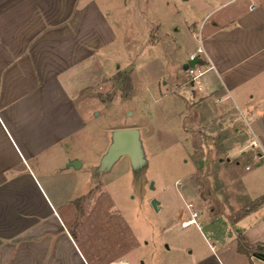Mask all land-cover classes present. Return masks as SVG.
Wrapping results in <instances>:
<instances>
[{"label": "crops", "instance_id": "0c3cea01", "mask_svg": "<svg viewBox=\"0 0 264 264\" xmlns=\"http://www.w3.org/2000/svg\"><path fill=\"white\" fill-rule=\"evenodd\" d=\"M204 7L198 37L196 23L191 29L195 45L172 39L173 51L161 49L162 64L171 65V72L157 78L154 88L145 82L141 90L154 89L165 99L177 94L179 74L187 71L200 39L203 57L215 66L203 92L231 110L235 104L243 108L248 116L243 121L252 124L258 150L248 148L236 163L247 168L240 178L244 192L260 200L264 158L256 156L264 153V0H208ZM152 8V0H142L139 12L147 17ZM133 18L127 0H0V264H128L123 259L131 253V240L108 249L101 247L103 239L92 243L84 228L86 216L98 207L102 171L116 162L110 160L114 139L94 162L86 134L94 131L100 120L96 111L105 106L97 95L102 86L122 71L121 63L136 65L117 59L118 44L132 46L127 34L132 36ZM163 29L162 20L145 23L144 46L163 43ZM233 132L224 139L226 146L243 138L245 129L234 126ZM262 205L264 200L241 217ZM185 222L183 228L195 225ZM241 245H246L242 239L241 255L256 251L249 246L242 251ZM196 253L186 264H210ZM255 254L264 260V246Z\"/></svg>", "mask_w": 264, "mask_h": 264}, {"label": "rangeland", "instance_id": "374dc122", "mask_svg": "<svg viewBox=\"0 0 264 264\" xmlns=\"http://www.w3.org/2000/svg\"><path fill=\"white\" fill-rule=\"evenodd\" d=\"M127 1L134 14L128 30L132 36L127 34L133 43L128 50L126 43L118 44L117 59H132L136 65L121 63L122 71L97 94L106 107L97 109L100 120L94 131L86 134L91 140L85 148L97 162L117 132L134 129L138 138L132 149L141 153L120 156L109 170L102 171V193L96 210L86 216L85 236L92 243L103 239L101 247L108 249L124 238L131 240V253L123 259L128 264H186L196 259L197 251L210 264H218L212 247L223 264H264L255 254L264 246V205L241 217L245 209L264 200L244 192L240 178L247 168L236 163L248 148L258 150L253 147L252 124L243 121L248 117L246 110L236 104L231 110L206 92L195 94L187 71L179 74L177 94L166 99L154 89L141 90L145 82L154 88L157 78L167 74V69L171 72V65L162 64L161 49L173 51L172 39L195 45L191 29L196 23L198 37L208 0H152L147 17L139 12L142 0ZM160 20L164 22L159 33L163 43L146 48L144 25ZM157 39L153 34L152 44L156 45ZM151 57L156 62L150 63ZM236 118L239 123H234ZM234 126L245 129L244 137L226 146L224 139L235 135ZM248 156L253 157L251 152ZM193 211L200 213V230L196 225L182 227ZM205 223L212 226L206 228ZM241 239L250 250H256L251 257L238 252Z\"/></svg>", "mask_w": 264, "mask_h": 264}, {"label": "built area", "instance_id": "2783aa9c", "mask_svg": "<svg viewBox=\"0 0 264 264\" xmlns=\"http://www.w3.org/2000/svg\"><path fill=\"white\" fill-rule=\"evenodd\" d=\"M199 41V47L197 51L192 54L191 60H199L198 63L194 67H190L187 72L190 75V86L194 89L195 93H202L205 89V77L208 73L215 70L214 64L208 60L205 59L204 54L205 50L202 45V42L200 39ZM193 136V135H192ZM255 148V146H254ZM257 160L261 161L264 158V153H260V155H257ZM193 205L189 204L188 208L191 210ZM199 217V213L196 211H193L191 214V218L184 223L185 226H189L191 224L198 225L197 219Z\"/></svg>", "mask_w": 264, "mask_h": 264}, {"label": "water", "instance_id": "95a60500", "mask_svg": "<svg viewBox=\"0 0 264 264\" xmlns=\"http://www.w3.org/2000/svg\"><path fill=\"white\" fill-rule=\"evenodd\" d=\"M199 60H192L189 63H187L184 68L185 70H188L190 67H194ZM138 133L136 130H122L119 131L115 134L114 136V140L115 143L111 149V161L112 160H118L120 156H124L127 155L128 153L135 157L136 155L140 154L141 151L139 152V150H137V152L134 153V150L132 149L133 147V143L136 141V139L138 138ZM204 162L203 161H199L198 162V166L199 167H203ZM153 205L156 209H158V203L156 201L153 202Z\"/></svg>", "mask_w": 264, "mask_h": 264}, {"label": "trees", "instance_id": "16d2710c", "mask_svg": "<svg viewBox=\"0 0 264 264\" xmlns=\"http://www.w3.org/2000/svg\"><path fill=\"white\" fill-rule=\"evenodd\" d=\"M248 249H249V248H248L247 245H241L240 250H242V251H247Z\"/></svg>", "mask_w": 264, "mask_h": 264}]
</instances>
